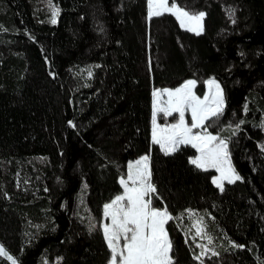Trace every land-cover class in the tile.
<instances>
[{
  "label": "trees",
  "instance_id": "16d2710c",
  "mask_svg": "<svg viewBox=\"0 0 264 264\" xmlns=\"http://www.w3.org/2000/svg\"><path fill=\"white\" fill-rule=\"evenodd\" d=\"M177 2L206 13L202 33L149 19L147 0H51L56 24L49 0H0V243L19 264H108L103 206L149 153L175 264H264V0ZM210 78L224 111L208 131L230 138L242 177L223 191L191 145L166 155L151 140L153 89L194 79L203 96ZM187 209L218 255L195 259Z\"/></svg>",
  "mask_w": 264,
  "mask_h": 264
},
{
  "label": "snow or ice",
  "instance_id": "6c2138e0",
  "mask_svg": "<svg viewBox=\"0 0 264 264\" xmlns=\"http://www.w3.org/2000/svg\"><path fill=\"white\" fill-rule=\"evenodd\" d=\"M147 5L149 19L169 13L175 16L182 28L197 35L203 32V20L206 16L203 11H189L177 0H171V3L169 0H147ZM49 7L50 22L56 24L59 9L51 0ZM204 84L207 91L203 97L196 94L197 81L194 79L185 80L176 88L153 91L152 143L159 145L166 155L175 153L182 145H191L198 155L191 157L189 162L201 170L215 169L219 175L212 177V183L223 191L224 181L231 184L242 177L231 165L228 148L230 138H222L219 133L213 134L208 131L212 127V122L223 115V89L215 78L204 81ZM165 96L166 99L162 98ZM174 113L178 114L175 123L164 125L157 123L158 115L166 120ZM186 113H190V123L185 118ZM243 123L241 120L235 125V129H232L230 124L229 129L235 134ZM69 124L72 122L69 121ZM261 126L264 127V124ZM119 182L123 188L122 194L116 195L103 206L104 218L110 219V223L100 225L110 251L108 264H175L173 243L166 228L174 217L167 206L154 205V197L158 196V190L152 182L150 153L130 162L126 178L121 176ZM186 211L192 213L193 210ZM202 223L203 217L196 224L197 236L206 235L203 227L199 226ZM211 243L212 239L209 237L208 244ZM233 246L244 247L235 244ZM198 247L205 249L201 255L211 251L206 245ZM212 255L218 253L213 251ZM0 258H6L10 264H19L18 258L13 256L3 243H0ZM195 259L200 260V255Z\"/></svg>",
  "mask_w": 264,
  "mask_h": 264
},
{
  "label": "rangeland",
  "instance_id": "374dc122",
  "mask_svg": "<svg viewBox=\"0 0 264 264\" xmlns=\"http://www.w3.org/2000/svg\"><path fill=\"white\" fill-rule=\"evenodd\" d=\"M169 3H171L170 2V0H169ZM195 33V32H194ZM190 80V79H189ZM209 80V79H208ZM180 86V85H179ZM178 87V86H177ZM165 88H169V87H165ZM165 88H155V89H165ZM176 88V87H175ZM155 89H153V91L155 90ZM170 89H172V88H170ZM153 91H152V94H153ZM206 91H207V86H206ZM205 91V92H206ZM201 97H203V96H201ZM162 98H165L166 99V96L165 97H162ZM152 105H153V95H152ZM152 110H153V108H152ZM185 118H186V120L190 123L191 122V116H190V113H186V115H185ZM178 119V114H173V116L172 117H168L166 120L164 119V118H162L161 116H159L158 115V117H157V123L158 124H161V125H164L165 123H168V124H171V123H175L176 122V120ZM152 124V123H151ZM151 140H152V130H151ZM196 155H198V153L196 154ZM144 156V155H143ZM140 158V157H139ZM138 158V159H139ZM138 159H136V160H138ZM136 160H133V161H130V162H134V161H136ZM129 162V163H130ZM128 163V164H129ZM232 165V164H231ZM233 167V166H232ZM215 170V169H214ZM127 171H128V165H127ZM127 171H126V173H127ZM215 175L214 176H218L219 175V173L215 170ZM124 177L126 178V174L124 175ZM225 182H227V181H224V183ZM123 192V191H122ZM120 194H122V193H120ZM109 203V202H108ZM82 216L85 218V220L87 221V224L88 225H92V220H91V218H90V216H89V214L87 213V211H86V209H85V207L84 206H82ZM188 215L190 216V219H191V230L192 231H188V228H187V233H188V235L194 240V242L196 243V245L198 246V245H206L207 246V249H211V251H207V253H206V255H201V253L202 252H204L205 251V249H202V248H200V247H198V253H197V255H200V260L199 261H201L202 260V258H204V257H207V256H210V255H212V252L214 251V252H216V250H217V246L219 245V242L217 241V239H215L214 238V236L213 235H211L207 230H206V227H205V223H204V220H203V223H202V225H199V226H201V227H203V229H204V233H206V235H203V236H197L196 235V224H197V221L202 217V215L201 214H199V213H197V212H194V211H192V213H188ZM110 223V219H105L104 218V212H103V220H102V223ZM209 237H211V239H212V243L211 244H208V238ZM196 255V256H197ZM195 256V257H196Z\"/></svg>",
  "mask_w": 264,
  "mask_h": 264
},
{
  "label": "crops",
  "instance_id": "0c3cea01",
  "mask_svg": "<svg viewBox=\"0 0 264 264\" xmlns=\"http://www.w3.org/2000/svg\"><path fill=\"white\" fill-rule=\"evenodd\" d=\"M206 91V90H205Z\"/></svg>",
  "mask_w": 264,
  "mask_h": 264
}]
</instances>
